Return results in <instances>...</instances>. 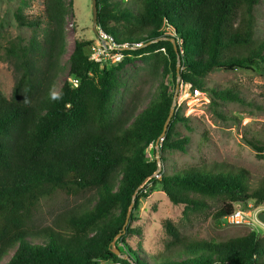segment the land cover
I'll return each mask as SVG.
<instances>
[{
	"label": "trees",
	"instance_id": "trees-1",
	"mask_svg": "<svg viewBox=\"0 0 264 264\" xmlns=\"http://www.w3.org/2000/svg\"><path fill=\"white\" fill-rule=\"evenodd\" d=\"M258 2L97 0L98 30L115 45L134 49L121 51L122 62L102 67L91 59L94 42L76 39L67 65L79 84L66 80L58 90L65 72L67 0H44L41 15L16 13L18 26L34 35L10 50L16 81L10 97L0 91V262L14 250L7 264H264V238L255 231L224 241L195 240L165 219L170 240L165 253L150 256L151 263L141 257L140 245L130 243L141 234L134 221L158 161L162 179L150 184L174 205L199 210L207 204L193 194L217 199L223 205L214 217L223 220L237 205L264 204V182L252 189L244 169L206 161L168 169L169 152H185L190 142L175 137L176 124L191 126L176 108L162 137L177 84L249 105L240 88L209 87L206 78L216 69L264 71V39H255ZM159 56L162 80L149 105L140 113L137 106L117 105L119 74L136 58ZM161 137L157 158L149 149ZM245 140L264 155L263 139ZM92 191L93 200L69 211L63 223L34 225L43 200Z\"/></svg>",
	"mask_w": 264,
	"mask_h": 264
},
{
	"label": "rangeland",
	"instance_id": "rangeland-1",
	"mask_svg": "<svg viewBox=\"0 0 264 264\" xmlns=\"http://www.w3.org/2000/svg\"><path fill=\"white\" fill-rule=\"evenodd\" d=\"M67 5L66 52L62 61L65 72L58 79L57 90L70 77L67 62L76 39L92 40L93 46L100 41L93 31L92 0H67ZM44 8V0H0V91L6 97L11 96L16 81V73L9 60L12 56L10 50L21 38L29 40L34 35L32 29L18 26L15 15L18 11L27 15H41ZM254 14L255 39H264V0H259ZM165 31L173 35L171 28H165ZM160 63L159 56L150 59L136 58L128 64L119 74L121 86L115 95L116 104L128 109L137 106V113L144 110L162 80L163 67ZM206 84L209 87L240 88L249 105L216 99L199 88L197 89L201 93L196 95L197 89H192L189 85H180L178 89L176 86L173 90L174 107L191 119V126L176 124L175 137L188 138L190 142L185 152H169L168 169L180 170L198 166L204 161L224 162L247 171L250 185L254 189L264 182V155L259 157L246 144L245 139L258 137L264 140V71L216 69L207 76ZM146 190L148 197L134 221L141 234L130 239V243L140 245L138 249L141 257L150 263V256L166 252V244L170 239L162 226L165 219L171 220L183 235L195 240L224 241L251 231L264 238V223L258 222L254 217L239 225L229 224L226 219L216 220L214 216L223 205L220 200L193 194L205 201L207 207L189 211L184 205H174L158 186L152 184ZM93 194L94 191L75 197L59 192L50 199L43 200L34 218V225L42 228L53 226L57 222L63 223V218L68 216L69 211L87 205L89 199L93 200ZM261 206L264 208V204ZM256 208L254 205L249 210ZM13 254L14 250L0 264H7Z\"/></svg>",
	"mask_w": 264,
	"mask_h": 264
},
{
	"label": "built area",
	"instance_id": "built-area-1",
	"mask_svg": "<svg viewBox=\"0 0 264 264\" xmlns=\"http://www.w3.org/2000/svg\"><path fill=\"white\" fill-rule=\"evenodd\" d=\"M98 38L99 42L98 45L92 47V53H91V59L93 61H96L101 64L103 67L104 65H111L113 63H119L122 62L124 55L122 54L121 51L123 50H128V49H134V48H129L127 45L123 46H117L114 44V41L111 37L106 35L103 31L98 30ZM143 47V44H138L136 48H141ZM69 82H71L74 87H77L79 84V80L74 78V77H69L67 79ZM191 88V86H190ZM196 95H199L201 92L200 90H195ZM163 138L161 137L156 143H152L150 145L149 152L152 150H156V156L157 158L159 157V147L160 144H162ZM158 170L154 173L152 178H149L146 180L145 185L150 186V180H161L162 179V167L160 162L158 161ZM249 208H254L253 204H248V206L245 205H237L235 212L230 215L228 218H226L227 222L229 224L233 225H239L247 220H252L254 217L258 222L260 221L258 218L259 213L264 212V208L262 206L254 209V210H249Z\"/></svg>",
	"mask_w": 264,
	"mask_h": 264
},
{
	"label": "water",
	"instance_id": "water-1",
	"mask_svg": "<svg viewBox=\"0 0 264 264\" xmlns=\"http://www.w3.org/2000/svg\"><path fill=\"white\" fill-rule=\"evenodd\" d=\"M92 12H93V31L94 33L97 35L98 34V27H97V24H98V6H97V0H92ZM175 49L177 50V47H175ZM180 70V60L178 58V71ZM180 87V85L177 84V89ZM175 104V102H174ZM174 104H173V107L171 109V112H170V115H169V118L167 120V123L165 125V129H164V132L162 134V137H164L166 135V132L168 130V126L170 124V121L173 117V115L175 114V107H174ZM258 218L261 222L264 223V212H261L259 213L258 215ZM117 239V238H116ZM115 239V241H116ZM115 241L113 242V247H114V253L116 255H120V252L119 250H117L116 246H115Z\"/></svg>",
	"mask_w": 264,
	"mask_h": 264
}]
</instances>
